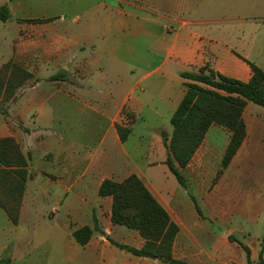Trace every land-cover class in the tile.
Here are the masks:
<instances>
[{
  "label": "crops",
  "instance_id": "crops-1",
  "mask_svg": "<svg viewBox=\"0 0 264 264\" xmlns=\"http://www.w3.org/2000/svg\"><path fill=\"white\" fill-rule=\"evenodd\" d=\"M3 4L10 16L0 21V66L11 60L31 74L16 94L32 86L12 100L0 98V137L19 143L31 172L17 224L0 207L16 237L4 254L7 259L19 264L29 254L19 240L40 199L52 204L48 213L53 211L56 221L32 250L47 245L60 252L56 264H170L136 256L109 240L134 248L145 243L137 230L111 222L112 198L98 194L103 180L135 174L178 227L173 258L189 264H247L246 254L234 257L243 249L235 234L250 232L228 224L234 210L264 197V182L258 183L255 173V164L264 163V107L247 101L245 138L216 181L231 135L222 125L209 126L182 168L185 185L170 170L178 184L153 181L149 168L157 161L149 156L159 145L164 163L163 137L172 129L152 133L153 124L163 117L170 121L185 83L193 82L181 72H197L207 64L246 82L252 74L247 61L264 71V0H234L225 8L214 0L218 14L213 21L189 17L190 0H0ZM252 13L260 15H247ZM141 124L147 133L137 131ZM117 126L129 129L126 138L135 133L149 138L145 162L135 145L130 152L125 148ZM218 219L225 226L216 231ZM82 226L93 228L85 245L73 237ZM245 245L254 264L252 247Z\"/></svg>",
  "mask_w": 264,
  "mask_h": 264
},
{
  "label": "trees",
  "instance_id": "trees-1",
  "mask_svg": "<svg viewBox=\"0 0 264 264\" xmlns=\"http://www.w3.org/2000/svg\"><path fill=\"white\" fill-rule=\"evenodd\" d=\"M10 16L7 5H0V21ZM38 22L41 19H29ZM252 74L243 82L215 72L207 64L197 72H181V76L193 82L185 83V93L170 117L172 132L164 139L166 157L164 163L181 185H185L182 168L189 162L202 142L212 123L222 125L230 130L229 143L221 159L220 168L214 181L228 166L245 138V124L242 112L247 101L264 107V71L253 62L247 61ZM31 74L13 61L0 66V96L12 97ZM56 80L57 77H50ZM201 83L207 87L201 86ZM119 137L126 139L129 129L117 126ZM27 157L21 151L17 141L12 137H0V207L13 224H17L19 210L26 181L31 177L27 168ZM100 196H111L110 219L113 224L135 229L145 239L141 248H134L110 242L136 256L159 258L170 264H189L172 256V244L178 227L171 220L167 211L151 194L143 181L131 174L122 181L105 179L99 186ZM197 210L200 208L196 205ZM96 223V219L94 218ZM94 229H98L96 224ZM93 228L82 226L73 232L79 245H85ZM250 261V249L237 240ZM264 234L260 241L258 261L264 262ZM0 264H13L7 258H0Z\"/></svg>",
  "mask_w": 264,
  "mask_h": 264
},
{
  "label": "rangeland",
  "instance_id": "rangeland-1",
  "mask_svg": "<svg viewBox=\"0 0 264 264\" xmlns=\"http://www.w3.org/2000/svg\"><path fill=\"white\" fill-rule=\"evenodd\" d=\"M225 5H221V8H225L227 6H231V2L234 0H220ZM250 1V0H246ZM253 2H257V0H251ZM217 12L214 11V0H190V12L188 15L189 17H196V18H202L206 19L209 21H213L214 19L217 18ZM247 15H260L257 13H252V14H247ZM26 88V87H25ZM23 88L24 90H27L30 87H27L26 89ZM22 88L17 93V89L14 92L12 97L6 98L0 96L2 100L9 101L14 99L17 95L21 94L22 91H24ZM173 89V87H171ZM170 89V92H172ZM144 125H140V129L137 130L138 132H142V130L146 131L145 129H142ZM154 126V131L152 133H159V130H163L164 134L168 133L167 131H170L172 129V125L169 120H166L165 117H163L159 122H156L153 124ZM147 133V131H146ZM145 136V134H144ZM169 135L164 136L163 138H167ZM149 138L147 139H139L137 133L134 135H129L128 138H126L124 142L125 148L130 152L132 147L135 145L136 148L141 152V162L146 161V155H145V148L146 145L148 144ZM18 143V142H17ZM19 145V143H18ZM20 147V145H19ZM21 149V148H20ZM22 151V150H21ZM164 157V152L162 151V147L159 145L157 146V151L154 152L149 156V158L155 159L157 163L149 168V172L153 176V181L157 182L160 180L161 182L164 181L166 184H168V181L171 180L172 182H175L176 184L177 181L173 174L169 171L167 166L162 162V158ZM28 160V159H27ZM27 168L29 170V163L27 165ZM164 172V173H163ZM31 173V172H30ZM255 173L259 176V181L258 183H263L264 182V163L262 162H257L255 164ZM165 177L167 179H165ZM165 179V180H164ZM168 180V181H167ZM252 180V179H251ZM250 180V181H251ZM167 181V182H166ZM246 179H242V183L245 184ZM210 189V188H209ZM209 189L207 191H209ZM257 197V196H256ZM198 205L201 207L202 211L206 213V208L202 206L200 200L198 199ZM52 204H48V201H43V200H38L35 204V210L36 213L32 215V217L28 218L26 222H24V227L28 228L26 236L22 239L19 240V244L22 245H28V249H31L29 251L28 255L24 256L23 260H20L15 263L19 264H43L46 259L49 258V264H56V261L59 260V254L60 252H57L53 248L49 250V246L43 245L40 246L39 248L33 249V246H35V243L40 241L43 236L47 233L45 230H50L53 231L52 228L54 227V222L56 221L52 217H50L53 214V211L48 213L50 210ZM1 214H4L3 211L0 209ZM253 216L256 218H253ZM8 218L3 215L0 216V246L1 244H5L6 248L5 249H0V255H4L7 253L8 248H12L14 243L16 242V237L15 234L11 231L12 228L7 225ZM219 219L216 221L214 225V229L216 231L219 230V228L225 226V222H221L219 224ZM27 225H30V227H27ZM230 227H235L237 230H244L247 232H250V235H243L240 232H237L236 239L241 241L244 244H248L249 246L252 247V254H253V259L255 263L258 261V250L260 248V241L262 239V236L264 234V197H257L254 198L253 200V205L251 207L249 206H244L242 209L239 210H234L231 214V218L229 220ZM4 257L7 258L6 255ZM48 257V258H47ZM235 259H245V253L243 249L238 251L236 255H234ZM254 263V264H255Z\"/></svg>",
  "mask_w": 264,
  "mask_h": 264
},
{
  "label": "built area",
  "instance_id": "built-area-1",
  "mask_svg": "<svg viewBox=\"0 0 264 264\" xmlns=\"http://www.w3.org/2000/svg\"><path fill=\"white\" fill-rule=\"evenodd\" d=\"M30 87H32V86H30ZM26 89V88H25Z\"/></svg>",
  "mask_w": 264,
  "mask_h": 264
}]
</instances>
